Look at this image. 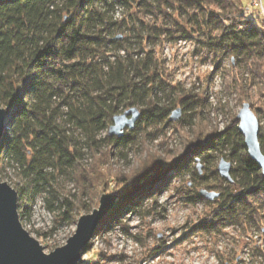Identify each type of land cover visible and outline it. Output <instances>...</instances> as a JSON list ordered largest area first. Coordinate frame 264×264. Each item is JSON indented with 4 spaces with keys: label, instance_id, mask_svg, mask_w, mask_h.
<instances>
[{
    "label": "trees",
    "instance_id": "16d2710c",
    "mask_svg": "<svg viewBox=\"0 0 264 264\" xmlns=\"http://www.w3.org/2000/svg\"><path fill=\"white\" fill-rule=\"evenodd\" d=\"M252 4L264 10L263 0H0V105L11 114L0 146V179L9 166L20 174L16 190L22 222L28 221L40 194L49 210L74 218L73 202L67 197L61 201L62 176L85 189V195L94 189L98 195L92 206L99 205L98 196L109 187L119 195L98 231L169 186L170 156L158 160L151 155L131 174L113 173L105 169L112 150L102 148L130 146L144 127L173 122L176 109L182 111V122L204 120L200 108L205 99L166 95L172 84L164 77L162 44L175 42L177 34L194 35L202 47L234 60L236 67L255 64L252 80L261 82L264 27L250 17ZM119 7L124 8L120 17ZM217 61L220 66L219 57ZM159 94L170 102H161ZM132 107L140 111L134 128L111 135L114 116ZM207 127L202 121L174 169L178 174L192 171L206 181L203 165L188 158L194 154L197 162L207 164L209 178L214 176L212 183L220 190L213 200L196 192L197 199L213 205L197 230L213 234L243 223L262 229L264 175L248 153L238 118L203 138ZM259 140L264 152L262 131ZM85 147L94 155L90 164L83 161ZM219 155L232 162V182L213 162Z\"/></svg>",
    "mask_w": 264,
    "mask_h": 264
},
{
    "label": "rangeland",
    "instance_id": "374dc122",
    "mask_svg": "<svg viewBox=\"0 0 264 264\" xmlns=\"http://www.w3.org/2000/svg\"><path fill=\"white\" fill-rule=\"evenodd\" d=\"M123 10V7H119L116 16L120 17ZM249 12L254 22L263 28L264 10L261 5L260 9L255 7ZM193 36L181 37L177 34L175 42L162 44V69L164 77L172 84L167 88L166 95L170 99L180 94L181 99L188 97L193 99L191 101L201 98L206 100V105L200 108L204 118L202 121L208 124V131L203 138L209 132L226 129L237 118L245 102L251 104L261 126H264V79L258 83L252 80L256 65L236 67L234 60L212 54ZM218 57L220 66H216ZM159 98L161 102H170L163 94H159ZM258 107H262V111H258ZM202 121L194 117L193 123L179 119L156 127L146 126L142 135L130 146L112 148L107 144L102 148L105 153L109 152L108 149L112 150L111 155L107 156L105 169L113 173L131 174L151 155L157 156L158 160H166L170 156L174 161L169 167L173 168H169L165 174L171 181L169 186L162 187L158 193L145 197L135 209L127 210L118 219L119 222L98 231L89 242L90 247L83 254L82 263L264 264V227L257 229L243 223L229 225L213 234L197 230V225L209 217L213 205L197 199L196 192L201 189L220 190L212 183L214 176L209 178L208 170L205 169L207 164L204 161L197 162L194 154L188 158H194V165H203L201 174L203 178H208L206 181L197 180L192 171L178 174L174 169L178 168V162L188 150V141L196 139ZM129 132L126 128L125 134ZM83 151V161L86 164L93 162L94 155L90 149L85 147ZM221 158L219 155L213 159L217 167ZM17 173L12 166L7 167L1 176L2 181L16 189L22 180ZM68 180L59 177L58 189L61 201L67 197L77 208L72 212L73 219L64 218L59 211L49 210L45 205L44 194L36 198L28 221L25 219L31 223L27 230L39 240L47 253L65 245L75 233L80 216L98 207L92 206L97 194L94 189H86L85 195V189L77 188L74 182ZM111 183L115 185V181ZM112 190L109 187L107 192L112 193Z\"/></svg>",
    "mask_w": 264,
    "mask_h": 264
},
{
    "label": "water",
    "instance_id": "95a60500",
    "mask_svg": "<svg viewBox=\"0 0 264 264\" xmlns=\"http://www.w3.org/2000/svg\"><path fill=\"white\" fill-rule=\"evenodd\" d=\"M181 115V109H176L171 115V120L177 121ZM139 116L140 111L137 107L115 115L109 133L122 136L126 128H134ZM237 118L248 153L258 163L264 175V152L259 140L261 131L264 133V126L262 128L249 102L243 104ZM10 119L11 114L4 107H0V146ZM231 170L232 162L222 157L218 171L222 177L232 182ZM200 193L207 200H213L220 195L217 191L207 189H201ZM118 199L119 195L116 193H103L98 207L80 216L77 229L67 243L47 253L39 240L23 226L18 210L17 190L0 179V264H79L83 257V249L97 234L101 221L117 204Z\"/></svg>",
    "mask_w": 264,
    "mask_h": 264
},
{
    "label": "built area",
    "instance_id": "2783aa9c",
    "mask_svg": "<svg viewBox=\"0 0 264 264\" xmlns=\"http://www.w3.org/2000/svg\"><path fill=\"white\" fill-rule=\"evenodd\" d=\"M22 223H23L24 228H26V229H27V227L31 226V223L27 222L26 220H24Z\"/></svg>",
    "mask_w": 264,
    "mask_h": 264
},
{
    "label": "snow or ice",
    "instance_id": "6c2138e0",
    "mask_svg": "<svg viewBox=\"0 0 264 264\" xmlns=\"http://www.w3.org/2000/svg\"><path fill=\"white\" fill-rule=\"evenodd\" d=\"M0 107H3V105H0Z\"/></svg>",
    "mask_w": 264,
    "mask_h": 264
}]
</instances>
